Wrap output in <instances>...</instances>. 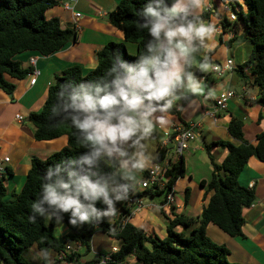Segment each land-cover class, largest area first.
Wrapping results in <instances>:
<instances>
[{"label":"trees","instance_id":"1","mask_svg":"<svg viewBox=\"0 0 264 264\" xmlns=\"http://www.w3.org/2000/svg\"><path fill=\"white\" fill-rule=\"evenodd\" d=\"M235 2L227 3L229 11L235 16L233 25L223 19L220 25L236 27L242 24L243 37L251 44V52L246 62L235 69L243 79L247 72L252 77V86L257 88L258 97L254 104L264 108V0H242V7ZM147 0H122L109 13L108 22L122 32L124 42H109L96 53V67L83 74L79 66L69 67L55 77L48 88L47 97L41 110L29 113L26 121L33 129L36 142H46L66 136L67 144L61 150L53 153L44 160L32 157L26 173L25 182L19 192L8 194L4 176L0 177V264H45L37 255L32 260L31 250H50L55 256L54 264H99L103 253L90 261H82V255L77 251L71 252L66 246L79 243L85 252H90V239L96 231L116 240L118 251L111 254L110 260L103 264H117L133 257L135 264H234L227 260L228 250L214 243L206 233L208 225H213L229 237H243L244 224L242 211L249 208L255 201L253 190L238 186L237 180L250 158L264 163V132L256 137V144L251 145L243 138L242 121L232 117L227 124V133L232 141H218L205 145V151L211 164V178L208 182L201 181L200 186L206 192H212L208 205L198 217L190 218L175 213V207L169 208V215L161 211L167 220L166 236L158 237L154 233H146L128 222L133 205L146 198H162L161 205L166 202V196L171 192L175 182L184 174V164L180 158L172 163L166 172L167 185L163 190L153 188L142 189L139 192L132 189L125 201L118 202V218L112 221L104 220L99 224H84L73 227L68 223V214H63L62 224L68 232L59 240L54 235L55 221L37 218L30 221L32 203L38 199L46 170L69 158H75L85 150L75 141L74 130L65 123L57 125L52 122L50 110L56 101L60 86L69 82L81 83L95 80L106 74L112 58L119 55L133 62L143 53L144 43L149 39L146 30L138 26L141 11ZM170 2V0H169ZM214 0H211L213 3ZM59 6L57 0H0V90L11 96L15 86L5 77L23 80L31 74L29 68H23L15 58L24 53H37L48 57L60 51L68 42L75 40L76 33L71 29H62L58 18H46L47 11ZM214 10L216 6L214 5ZM203 21L210 14L203 11L198 15ZM231 43V42H230ZM133 46L131 52L127 46ZM193 71V70H192ZM198 78L204 77L197 70L193 71ZM196 95L184 96L181 104H185ZM173 109L169 113H173ZM262 118V115H259ZM184 127L189 125L184 123ZM220 147L227 151L221 164L214 162L210 149ZM166 151L159 150L154 163L164 160ZM111 171V169H106ZM146 172V171H145ZM144 172L143 180L146 176ZM6 174L10 170L6 169ZM142 180V181H143ZM188 190L185 195H188ZM97 207H104L97 203ZM163 209V208H162ZM189 230V233L185 232ZM62 255L58 260L57 256Z\"/></svg>","mask_w":264,"mask_h":264},{"label":"crops","instance_id":"2","mask_svg":"<svg viewBox=\"0 0 264 264\" xmlns=\"http://www.w3.org/2000/svg\"><path fill=\"white\" fill-rule=\"evenodd\" d=\"M121 1L75 0L74 3L69 4L70 9L67 10L59 4L47 11L45 16L48 19L58 18L62 29L73 30L76 33L75 40L68 42L60 51L48 57L27 52L15 58L23 68H29L31 72L33 68L29 65V59H35V66L40 74L34 85H30V75L23 80H14L6 76L5 79L15 86V90L11 96L0 90V160L5 157L9 159V162L3 165L4 170L1 177L5 178L8 194L21 190L32 157L44 160L66 146V136L51 141L36 142L33 138V129L26 121L27 116L29 113H37L41 110L49 86L63 70L79 66L82 73L86 74L96 67V53L107 43L124 42L122 32L108 22L109 13ZM221 1L223 0H214L211 3V0H201L202 6L196 9L194 14L200 15L203 11L209 13V19L204 22L212 24L216 29L214 38L209 41V48L203 50L201 55L207 54L211 65L217 64L224 67L227 61H231V71H226L218 75L216 79H212L209 78L211 67L206 73V71L199 70L198 63L194 64L192 70H197L204 76L199 78L203 83V89L193 94L196 97L185 104H181V100L178 101L173 107L176 113H168L165 119L157 121L154 132L147 142V150L153 157L149 166L151 167L159 150L166 151L167 156H173L171 148L174 143L175 130L178 127H183L184 123L197 126L195 130L197 139L191 142L188 149L180 156L184 164V174L172 187L175 213L190 218L198 217L212 196V192H206V188L200 186L201 181L210 180L212 172L205 145L218 141H232L227 133V124L232 117L242 121L243 138L251 145H255L256 137L264 132V108L254 104L258 97V90L252 86V77L246 72L241 80L235 72L238 66L246 62L252 47L250 42L243 37L242 24L225 28L220 25L223 19H226L230 25H233L235 20V16L230 11L221 8ZM225 1L227 3L231 1L236 9L233 0ZM236 3L242 7L243 11L245 10L242 0H236ZM214 5L216 10H214ZM77 13L80 15L79 18H75ZM75 27L79 28L77 32ZM127 48L131 52L134 51L131 45ZM200 58L198 56L197 61ZM224 91H233L235 97L227 103L225 110L216 111L214 102ZM183 95L191 94L185 92ZM260 114L262 118H259ZM17 115L22 117L21 123L15 120ZM232 143L239 144L235 141ZM151 147H154L153 150ZM152 151H154L153 154ZM210 154L215 163L221 164L227 151L220 147H212ZM174 158L173 156V160ZM6 169L10 170V174H6ZM146 169L142 172V176ZM237 183L242 188L253 190L255 195L254 203L242 211L243 237H229L213 225L207 226L206 233L214 243L228 250L227 260L230 263L264 264V163L250 158L240 173ZM186 190L189 191L188 195H185ZM154 199H143V207L131 214L128 222L146 233H154L164 238L167 220L161 215V211H164L166 215H169L170 211L169 208H161L160 203L163 199L153 201ZM118 215L119 213L112 218V221L116 220ZM56 227L61 228V225L55 223L54 229ZM67 232L68 230L62 227V232L56 237L61 240ZM97 232L100 231H96L89 242L93 257L82 259V261H90L102 253L93 244ZM185 233L188 234L189 230ZM108 247L110 251L111 248L118 250L119 243L114 240ZM83 250L85 251V248L82 247L77 252L82 255ZM31 253L40 257L35 249L31 250ZM128 261L135 264L133 257Z\"/></svg>","mask_w":264,"mask_h":264},{"label":"clouds","instance_id":"3","mask_svg":"<svg viewBox=\"0 0 264 264\" xmlns=\"http://www.w3.org/2000/svg\"><path fill=\"white\" fill-rule=\"evenodd\" d=\"M201 6V0H147L137 24L149 39L135 61L116 55L97 79L60 86L49 119L69 124L85 150L46 170L30 221L39 217L60 224L68 214V223L76 227L118 214L117 203L140 185L141 173L152 162L147 142L155 123L185 92L203 89L194 64L200 71L212 67L210 57L201 54L216 29L194 14ZM39 256L54 264L50 250Z\"/></svg>","mask_w":264,"mask_h":264},{"label":"built area","instance_id":"4","mask_svg":"<svg viewBox=\"0 0 264 264\" xmlns=\"http://www.w3.org/2000/svg\"><path fill=\"white\" fill-rule=\"evenodd\" d=\"M59 2V4L61 5V7L63 9H70L69 8V4L70 3H74L75 0H57ZM225 4V6H223ZM221 8L223 7L224 10L229 11L227 3L225 1L221 2ZM79 14L77 13L75 15V18H79ZM78 27H75V31H78ZM36 61L35 59L31 58L29 59V65L33 68L31 74H30V85H34L38 76H39V71L36 69ZM231 66L232 63L231 61H227L226 65L224 67H220L217 64H213L211 67V72L218 74V75H222L223 73H225L226 71H231ZM235 97V94L233 91H224L222 93L219 94L218 98L215 100L214 102V107L216 109V111H223L226 109L227 107V103L233 99ZM15 120L18 121L19 123H21L23 121L21 116H15ZM197 129L196 125H190L188 127H178L175 130V136H174V152H173V156L175 157L173 160V156H165L164 160L160 163H154L151 167H149L148 169H146V176L144 178V180L140 183V187L142 189H146V188H153L154 190H163L165 189L166 185H167V178H166V172L167 170L170 168V165L173 162H176L180 159V156L182 154L183 151L188 149V146L191 142L195 141L197 139L196 136V132L195 130ZM162 150V149H161ZM169 154V153H168ZM170 157V158H169ZM9 159L8 158H3L2 160H0V177L3 173V165L8 163ZM133 205V209L131 214H134L136 212H138L142 207H143V202L139 201V202H130L128 204V206ZM166 206H174V198H173V190H171V192H169L166 196V202L165 204L162 206L161 208H164ZM82 248L81 244L79 243H74L72 244V246H66V249L71 251V252H75L78 251ZM118 250L111 248V251L108 255L106 256H102L101 259L99 260V264L108 262L110 260V256L111 254L116 253ZM58 260L62 259V255L57 256ZM117 264H133L131 262L127 261H123Z\"/></svg>","mask_w":264,"mask_h":264},{"label":"rangeland","instance_id":"5","mask_svg":"<svg viewBox=\"0 0 264 264\" xmlns=\"http://www.w3.org/2000/svg\"><path fill=\"white\" fill-rule=\"evenodd\" d=\"M223 1H225V0H223ZM223 1H221V2H223ZM228 1V0H227ZM226 2V1H225ZM227 3V2H226ZM223 6H225V4L223 5ZM221 67V66H220ZM208 72V70L206 71V73ZM210 73V75H209V78H212V79H216L217 78V76H218V74H215V73H211V72H209ZM242 80V79H241ZM153 148L154 147H151V150H153ZM174 152V146H173V144H172V148H171V153H173ZM154 153V151H152V154ZM150 155H151V153H150ZM152 156V155H151ZM143 179V176H142V173H141V180ZM134 189H136V190H139V188L138 187H135ZM157 199H162L161 197L160 198H155L153 201H157ZM162 215V214H161ZM163 216V215H162ZM164 217V216H163ZM58 225V224H57ZM60 225H61V228H58V227H56L55 229H54V235L55 236H59V234L62 232V227L63 228H65V226L62 224V223H60ZM94 236V235H93ZM94 246L98 249V250H100L104 255H108L109 253H110V248L108 247V245L109 244H112V242L114 241L113 239H111V238H109V237H107V236H105V235H103L101 232H97V235L95 236V238H94ZM72 246V245H71ZM98 252V251H97ZM81 254H82V259H91L92 257H93V254L90 252V253H85V251L83 250L82 252H81ZM30 256L32 257V260L34 261L35 259H34V256L35 255H31L30 254Z\"/></svg>","mask_w":264,"mask_h":264}]
</instances>
